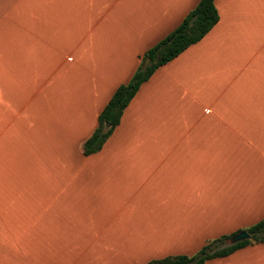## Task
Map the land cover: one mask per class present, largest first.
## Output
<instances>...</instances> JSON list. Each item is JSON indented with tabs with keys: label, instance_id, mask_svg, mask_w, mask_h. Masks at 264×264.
Masks as SVG:
<instances>
[{
	"label": "crops",
	"instance_id": "1",
	"mask_svg": "<svg viewBox=\"0 0 264 264\" xmlns=\"http://www.w3.org/2000/svg\"><path fill=\"white\" fill-rule=\"evenodd\" d=\"M200 1L0 0V264L9 239L28 264H148L264 220V0H215L219 22L84 153ZM206 264H264V243Z\"/></svg>",
	"mask_w": 264,
	"mask_h": 264
},
{
	"label": "trees",
	"instance_id": "2",
	"mask_svg": "<svg viewBox=\"0 0 264 264\" xmlns=\"http://www.w3.org/2000/svg\"><path fill=\"white\" fill-rule=\"evenodd\" d=\"M219 18L215 0H201L178 28L143 56L141 65L131 81L121 85L115 91L101 113L98 129L84 144L85 155L94 154L103 148L107 139L120 124L124 110L140 86L148 81L158 68L178 57L191 45L201 41L219 22ZM147 58H151V63L144 67ZM247 231L251 238L236 245H227V240L232 235L225 236L209 242L195 256H168L152 260L148 264H206L209 260L229 256L244 247L264 243V220L248 228Z\"/></svg>",
	"mask_w": 264,
	"mask_h": 264
},
{
	"label": "rangeland",
	"instance_id": "3",
	"mask_svg": "<svg viewBox=\"0 0 264 264\" xmlns=\"http://www.w3.org/2000/svg\"><path fill=\"white\" fill-rule=\"evenodd\" d=\"M8 242H5L4 248H3V254L4 258L2 260L3 264H28L27 260L28 256L31 255L28 253L27 247V240L24 239V246L22 245L21 240H7ZM8 243V244H7ZM43 256V255H42ZM24 257L26 259H24ZM39 256H37L38 258ZM83 255H80L76 260H70L66 264H78ZM44 259H48V257H45Z\"/></svg>",
	"mask_w": 264,
	"mask_h": 264
},
{
	"label": "water",
	"instance_id": "4",
	"mask_svg": "<svg viewBox=\"0 0 264 264\" xmlns=\"http://www.w3.org/2000/svg\"><path fill=\"white\" fill-rule=\"evenodd\" d=\"M151 63V58H147L144 62V67L149 66ZM109 127V125H107ZM251 238V235L248 231H242L236 235H234L233 237H231L230 239L227 240V245H236L240 242H243L245 240H248Z\"/></svg>",
	"mask_w": 264,
	"mask_h": 264
}]
</instances>
